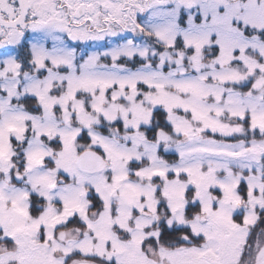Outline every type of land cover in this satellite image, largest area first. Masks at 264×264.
Wrapping results in <instances>:
<instances>
[{
    "label": "snow or ice",
    "instance_id": "6c2138e0",
    "mask_svg": "<svg viewBox=\"0 0 264 264\" xmlns=\"http://www.w3.org/2000/svg\"><path fill=\"white\" fill-rule=\"evenodd\" d=\"M0 264H264V0H0Z\"/></svg>",
    "mask_w": 264,
    "mask_h": 264
}]
</instances>
